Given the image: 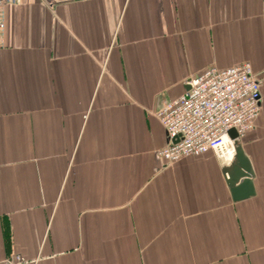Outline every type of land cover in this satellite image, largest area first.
I'll use <instances>...</instances> for the list:
<instances>
[{"label": "crops", "instance_id": "1", "mask_svg": "<svg viewBox=\"0 0 264 264\" xmlns=\"http://www.w3.org/2000/svg\"><path fill=\"white\" fill-rule=\"evenodd\" d=\"M0 23V261L264 264V0H20ZM244 61L255 195L234 201L229 155L165 165L154 112Z\"/></svg>", "mask_w": 264, "mask_h": 264}, {"label": "built area", "instance_id": "2", "mask_svg": "<svg viewBox=\"0 0 264 264\" xmlns=\"http://www.w3.org/2000/svg\"><path fill=\"white\" fill-rule=\"evenodd\" d=\"M19 2L0 0V12L4 5ZM185 84L189 88L177 97H162L154 112L168 139L158 151L166 166L208 151L218 156L229 155L234 146L228 131L236 128L241 139L253 127L261 110V84L249 62L220 69L209 66L187 78ZM24 262L20 255H13L0 264Z\"/></svg>", "mask_w": 264, "mask_h": 264}, {"label": "water", "instance_id": "3", "mask_svg": "<svg viewBox=\"0 0 264 264\" xmlns=\"http://www.w3.org/2000/svg\"><path fill=\"white\" fill-rule=\"evenodd\" d=\"M228 133L233 139L234 148L229 154L228 162L223 164L222 172L232 199L238 201L255 195L253 182L255 174L238 138L236 128H231Z\"/></svg>", "mask_w": 264, "mask_h": 264}, {"label": "bare ground", "instance_id": "4", "mask_svg": "<svg viewBox=\"0 0 264 264\" xmlns=\"http://www.w3.org/2000/svg\"><path fill=\"white\" fill-rule=\"evenodd\" d=\"M231 153V152H230Z\"/></svg>", "mask_w": 264, "mask_h": 264}]
</instances>
